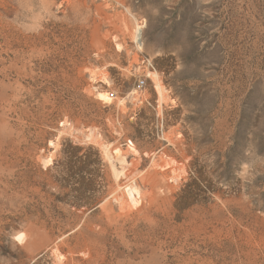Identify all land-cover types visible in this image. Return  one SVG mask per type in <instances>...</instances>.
Segmentation results:
<instances>
[{
  "label": "rangeland",
  "instance_id": "rangeland-1",
  "mask_svg": "<svg viewBox=\"0 0 264 264\" xmlns=\"http://www.w3.org/2000/svg\"><path fill=\"white\" fill-rule=\"evenodd\" d=\"M0 264H264V0H0Z\"/></svg>",
  "mask_w": 264,
  "mask_h": 264
},
{
  "label": "built area",
  "instance_id": "built-area-1",
  "mask_svg": "<svg viewBox=\"0 0 264 264\" xmlns=\"http://www.w3.org/2000/svg\"><path fill=\"white\" fill-rule=\"evenodd\" d=\"M147 81H148V75L147 74H142L140 75L138 79V87L140 89L145 88L147 86Z\"/></svg>",
  "mask_w": 264,
  "mask_h": 264
},
{
  "label": "bare ground",
  "instance_id": "bare-ground-1",
  "mask_svg": "<svg viewBox=\"0 0 264 264\" xmlns=\"http://www.w3.org/2000/svg\"><path fill=\"white\" fill-rule=\"evenodd\" d=\"M115 169V172L117 173V175L119 176L120 174H118L119 173V171L116 169V168H114ZM116 175V174H115ZM116 175V176H117Z\"/></svg>",
  "mask_w": 264,
  "mask_h": 264
}]
</instances>
